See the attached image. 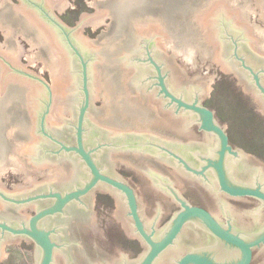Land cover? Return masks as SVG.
<instances>
[{"label": "water", "instance_id": "1", "mask_svg": "<svg viewBox=\"0 0 264 264\" xmlns=\"http://www.w3.org/2000/svg\"><path fill=\"white\" fill-rule=\"evenodd\" d=\"M238 40L242 49L251 51L249 54L264 56V0H0L1 201L18 205L45 197L37 194L18 199L14 195L41 183L34 177L48 176L43 180L46 183L56 173H72V178H77L76 163L88 172V179L75 190L64 197L55 193L57 202L31 216L28 227L23 223L22 228H15L0 220L1 235L8 231L32 238L39 247L38 255L33 250V264H87L80 256L71 261L54 251L58 245L51 241V231L40 227L38 221L104 182L126 195L136 226L148 242L149 248L137 264H153L186 222L197 224L198 220L220 239L239 248L238 258L230 264H249L251 247L264 240V230L252 242H245L224 229L204 208L177 197L182 209L163 234L152 240L138 217L132 189L102 173L95 159V154L104 148H122L126 144L115 145L106 136L119 142L131 141L134 136L128 133L134 132L140 133L137 138L153 135L160 140L163 138L152 131L169 133L181 129V118L173 120L171 112L175 116L194 115L200 129L218 138L217 158L210 166L220 189L233 196H257L264 202L262 183L252 187L230 174V168L234 169L238 162L234 157L246 156L261 174L247 172L246 176L251 175L245 181L264 180V84L260 75L264 68L254 70L247 63L244 53L239 52ZM231 73L242 78L246 75L252 87L237 81ZM153 98L162 101L161 108L169 111H157ZM203 98L219 123L213 111L201 104ZM147 106L149 111L144 114L141 109ZM220 124L239 151L229 144ZM66 126L69 141H73L68 144L65 138L57 137L68 134ZM87 130L88 137L93 133L95 146L86 147ZM145 137L143 141L148 138ZM151 145L155 147L135 140L128 147L142 153L152 149ZM213 153L211 149L209 155ZM63 156L72 158V168L62 165ZM125 156L114 155L111 170L118 172L121 167L133 173L140 210L148 222L159 198L151 197L147 202L146 195L154 192L149 191L143 165L137 161L133 166ZM228 156L232 157L227 170L224 162ZM165 174L190 203L204 205L221 215L217 199L202 183L180 170L169 169ZM160 198L169 203L168 197ZM1 201L0 210H4ZM231 211L237 221L246 215L237 206ZM170 216L166 213L165 221ZM114 222L111 210L108 221L98 215L92 226L79 227L88 232L93 227L103 236L107 230L111 232L109 224ZM82 238L77 240V246L88 247V264H112L115 253L98 254L91 248L92 241ZM18 242L11 239L5 243ZM4 244L0 245V258L4 257ZM218 244L216 241L214 246ZM235 256L232 249H226L222 258ZM174 263L171 257L161 261ZM177 264L214 263L189 253ZM252 264H264V252L257 253Z\"/></svg>", "mask_w": 264, "mask_h": 264}, {"label": "flooded vegetation", "instance_id": "2", "mask_svg": "<svg viewBox=\"0 0 264 264\" xmlns=\"http://www.w3.org/2000/svg\"><path fill=\"white\" fill-rule=\"evenodd\" d=\"M11 4L13 3L10 2L9 5L11 6ZM11 13L14 14L13 12ZM238 44L239 52L244 53L247 63H249L254 70L264 68V56L260 57L257 54L251 55L249 54L250 50L247 51L245 48L242 49L239 40ZM227 53L229 54V51ZM164 61L166 62L165 58ZM255 63L259 64L256 65ZM165 68L166 67H164V69ZM231 74V76L237 81H244L246 85L252 87L246 75L242 78L234 75L235 73ZM260 75L262 77V83L264 84V72ZM152 101L157 102V111L165 113L169 111L161 108L162 101L159 99L153 98ZM152 101H150V103ZM201 104L211 109L207 104H205L204 98L202 99ZM147 108L148 106L142 108L141 111L146 114L149 111ZM130 111H134V109H130ZM213 113L215 117V112L213 111ZM171 118L173 120H176L175 118H181V129L175 128L173 132L171 131L169 133L167 131H152L155 135L163 138L160 140L157 137L155 139L152 138L153 135H146V137L142 135L140 138H137L135 137L136 134L140 135V133L134 132L128 133L134 136L133 138H130L131 141L127 140L119 142L120 140L112 139L111 136H106V138L108 137L115 145H118L119 143L126 144L122 148L117 146L116 148L113 147L111 149L104 148L95 154V159L97 165L101 169V172L123 182L132 189L136 201L138 217L144 231L152 240L158 239L163 234L172 217L182 209L177 197L186 200V202L192 206L204 208L210 212L214 219L224 229L229 230L245 242H252L255 240L264 230V202L257 196H233L225 191H222L220 189L215 170L212 166H210V162L215 161L217 158L215 156V150L218 148L219 144L217 136L212 132L200 129L199 123L197 122V116H186L182 114L175 116L171 112ZM220 126L227 134L229 144L234 149L238 150L231 143L230 136L225 127L221 124ZM67 129L68 127L66 126V130ZM67 132V135L63 137L57 135V137L60 139L65 138L67 144L72 143L73 141H69V138H71L70 131L67 130ZM92 134L93 133H91L88 137L87 130L85 135V138L87 139L85 142L86 147L96 145L94 139H91ZM143 137L148 138L143 141ZM102 140L105 141V137H102ZM135 140L149 142L150 144H154L155 147L151 145L152 149L149 151L144 150L142 153H135L131 150L132 147H128L129 144H132V142L135 143ZM165 149L170 150L178 156L174 157L168 154ZM211 149L214 151L213 155H209V151H211ZM118 154H125V157L132 161L133 166L137 161H140V164L143 165L142 169L150 182L149 186L151 189L149 191L154 192V194L151 193L146 195L147 202L151 197L159 198L157 202L159 203L157 204V209L148 222L144 220L140 210L137 190L132 182L133 173L121 167L118 168V172L111 170L112 159H114V155ZM111 155L112 157H110ZM230 157L232 156H228L225 159L224 165L226 169L227 166L229 167L230 165ZM234 158H236L238 162L236 163L237 165L234 169L230 168V174H232V177L236 181L245 183L246 185L252 187H256L258 183H262V190H264V180L261 177V179H258L259 181L257 183L253 181V178L251 181H245V178L251 175L249 174L246 176L247 172H255L259 175L261 174V172L254 168L250 158L246 156ZM60 161L62 165H70L71 168L73 166L72 158L68 159V156L60 157ZM184 163L188 165L190 169H188ZM75 165L78 167L76 170V174L78 175L77 178L76 176L72 178V173H68V176L56 173L54 177L50 179L51 182L46 183L43 182V180L48 178V176H45L43 179L34 177L38 181H41V183L27 192L14 195V197L18 199L37 194L46 195L45 197H39L18 205L8 203L3 200L1 201L0 199L4 208V210H0V220H5L8 224L15 228H22L23 223L26 227H28V222L31 216L39 210L57 202V196L55 193H60L61 196L64 197L66 193L75 190V186L83 184V182L88 179L87 170L81 167L79 163H76ZM238 165H244V168L242 169L240 166L237 168ZM169 169L173 171L180 170L191 179L197 180L206 186L210 190V192L207 190L210 195L213 196V198L215 197L214 199H217L221 215L214 214L212 210L204 205L190 203L181 192L175 190L171 179H169V177L165 174V172ZM156 179L158 181H156ZM144 189L145 191H148L146 185ZM163 196L169 198L168 204L165 203L166 201L164 199L160 198ZM236 206L246 212V215L244 214L245 216L239 221L236 220L233 212L231 211V207ZM111 210L113 211V217L115 218V222L109 224L112 225V229L110 230L111 232L113 230V233L107 230L106 235L100 236L96 233L93 227L89 228L91 229L90 232L79 227V224L84 226L88 225L89 227L92 226L91 223L97 219L98 215H100V219L108 221V216L110 215ZM166 213H171V216L167 221H165L164 218ZM196 223L197 224H194L193 221L186 222L182 226L177 237L174 239V242L158 255L153 264H161L163 259H169L170 257L174 259V264H177V261L181 257L189 253L203 256L214 264H230L231 262L236 261L238 258V247L220 239L216 233L206 228L200 220L196 221ZM38 225L51 231L50 239L58 245V247H55L54 251L58 250V253L64 255L65 258H68V260L71 259V261L76 259L75 257L80 256L88 264L87 261L91 258L87 252L88 247H86V250L84 246H81V248L77 246V240L82 237H88L90 241H92L91 248L92 250L98 252V254L102 253L104 255H109L110 253H115L116 257L112 261V264H137L142 255L149 248L148 242L136 226V222L131 214L126 195L119 189H116L104 182L98 183L95 188L89 190L85 194L79 195L78 198H72L67 201L61 211L42 217L38 221ZM1 231L2 230L0 229V245L11 239L19 242L23 241L26 243H32L34 253L35 255H38L39 247L29 236L23 234L12 235L8 231H4L3 235H1ZM216 241L220 242L217 247L214 246L216 245ZM226 249H232L236 253V256L234 258H222ZM263 252L264 240L251 247V259L249 264L253 263L257 253L260 255ZM54 256L55 253H53V258Z\"/></svg>", "mask_w": 264, "mask_h": 264}, {"label": "rangeland", "instance_id": "3", "mask_svg": "<svg viewBox=\"0 0 264 264\" xmlns=\"http://www.w3.org/2000/svg\"><path fill=\"white\" fill-rule=\"evenodd\" d=\"M4 257L0 258V264H33L32 243L18 242L5 243L3 245Z\"/></svg>", "mask_w": 264, "mask_h": 264}]
</instances>
